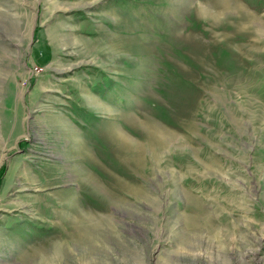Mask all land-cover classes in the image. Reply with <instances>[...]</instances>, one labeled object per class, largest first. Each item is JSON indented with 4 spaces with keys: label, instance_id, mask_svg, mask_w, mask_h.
<instances>
[{
    "label": "rangeland",
    "instance_id": "1",
    "mask_svg": "<svg viewBox=\"0 0 264 264\" xmlns=\"http://www.w3.org/2000/svg\"><path fill=\"white\" fill-rule=\"evenodd\" d=\"M0 264H264V0H0Z\"/></svg>",
    "mask_w": 264,
    "mask_h": 264
}]
</instances>
